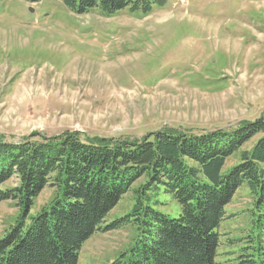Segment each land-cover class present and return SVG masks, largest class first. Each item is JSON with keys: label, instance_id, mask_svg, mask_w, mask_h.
<instances>
[{"label": "rangeland", "instance_id": "rangeland-1", "mask_svg": "<svg viewBox=\"0 0 264 264\" xmlns=\"http://www.w3.org/2000/svg\"><path fill=\"white\" fill-rule=\"evenodd\" d=\"M261 117L264 0H167L148 14L127 9L113 17L76 15L63 0H0V138L8 142L74 132L88 141L162 130L200 134ZM260 138L230 157L223 172ZM143 183L83 245L78 264L134 258L143 235L135 223L119 221L134 209ZM18 185L13 178L4 188ZM56 194L46 187L26 221ZM255 199L243 186L227 207L216 264H242L247 255L260 262L264 228L253 229ZM143 202L172 218L180 214L163 189L145 190ZM22 213L18 201L0 202V240Z\"/></svg>", "mask_w": 264, "mask_h": 264}, {"label": "trees", "instance_id": "trees-1", "mask_svg": "<svg viewBox=\"0 0 264 264\" xmlns=\"http://www.w3.org/2000/svg\"><path fill=\"white\" fill-rule=\"evenodd\" d=\"M166 1L63 0L76 15L97 11L105 17L127 9L148 14ZM259 135L255 152L243 151L240 163L223 172L228 159ZM13 178L19 185L5 189ZM142 179L134 209L119 222L135 223L143 237L129 263L113 264H216L219 229L243 186L256 198L253 229L264 228V118L200 134L162 130L135 140L88 141L77 132L0 138V202L18 201L23 211L0 240V264H78L83 245L105 230L106 217ZM48 186L56 196L27 222ZM161 189L179 204L177 218L144 204L145 190ZM259 257L247 255L242 264H264V253Z\"/></svg>", "mask_w": 264, "mask_h": 264}, {"label": "water", "instance_id": "water-1", "mask_svg": "<svg viewBox=\"0 0 264 264\" xmlns=\"http://www.w3.org/2000/svg\"><path fill=\"white\" fill-rule=\"evenodd\" d=\"M32 10V12H33V9H31Z\"/></svg>", "mask_w": 264, "mask_h": 264}]
</instances>
